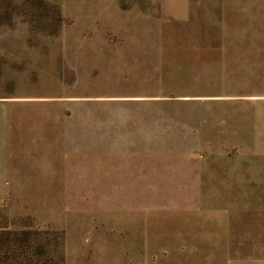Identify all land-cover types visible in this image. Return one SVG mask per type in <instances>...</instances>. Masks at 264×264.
I'll list each match as a JSON object with an SVG mask.
<instances>
[{"label":"rangeland","instance_id":"rangeland-1","mask_svg":"<svg viewBox=\"0 0 264 264\" xmlns=\"http://www.w3.org/2000/svg\"><path fill=\"white\" fill-rule=\"evenodd\" d=\"M262 95L264 0H0V116L22 172L0 225L61 232L66 264L250 257L224 238L232 210L264 208L247 201L264 199V158L243 159Z\"/></svg>","mask_w":264,"mask_h":264},{"label":"crops","instance_id":"crops-1","mask_svg":"<svg viewBox=\"0 0 264 264\" xmlns=\"http://www.w3.org/2000/svg\"><path fill=\"white\" fill-rule=\"evenodd\" d=\"M248 98H257L256 104L259 106H264V95L259 97H248ZM234 99V98H233ZM238 100H241V98H235ZM247 98H244V100ZM241 114H237L239 117ZM258 118H256L257 125L251 127V131H258L260 133L255 134L254 136L256 138H260L256 141L257 143V149L253 152H246V154H251L246 156V158H243L247 161H252V159L258 160V158H261L263 160L264 158V109H261L257 113ZM242 116V115H241ZM245 129L248 130V128L242 123L239 122L238 125L232 126L233 132H242ZM250 130V129H249ZM236 136H241V134H236ZM246 137V136H245ZM17 154L12 152V145H11V137L8 131L3 130V115L0 116V212L1 208L3 206V186H12V185H19L22 180V172L21 168L18 166V164H15L13 162V157H15ZM256 155V158L253 156ZM239 167L235 168V172L238 173L242 168ZM257 170V169H256ZM216 171H214L215 174ZM11 179L14 180L13 183H11ZM218 179H227L223 177H219ZM234 180H244L242 177H232ZM256 184H264V176L255 177ZM244 182V181H243ZM225 184H228L224 182ZM232 184V183H230ZM247 201H255L256 203H263L264 199L256 198L254 200H247ZM247 207V206H246ZM253 207H264L260 206L259 204L257 206ZM248 208V207H247ZM231 210V209H230ZM228 218H230V221L228 222L229 225L226 226V232H225V238L224 243H235L239 244V248L243 249V244H251L254 246V254L250 257H244L242 253L240 256H234L232 258L225 257L224 258V264H264V208L262 209H238V210H232L230 214H228ZM231 218H238L239 221L235 220V224L237 229L232 230V220ZM242 218H255V221H252L249 223L248 227L243 226V220ZM250 234L255 235L254 236V242L247 241L249 238L244 236ZM254 244V245H253ZM253 249V248H252Z\"/></svg>","mask_w":264,"mask_h":264},{"label":"trees","instance_id":"trees-1","mask_svg":"<svg viewBox=\"0 0 264 264\" xmlns=\"http://www.w3.org/2000/svg\"><path fill=\"white\" fill-rule=\"evenodd\" d=\"M0 264H66L64 236L32 221L19 229L0 225Z\"/></svg>","mask_w":264,"mask_h":264}]
</instances>
